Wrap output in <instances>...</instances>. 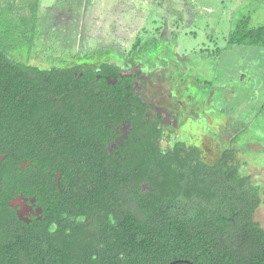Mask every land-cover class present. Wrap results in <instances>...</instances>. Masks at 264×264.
<instances>
[{"label": "trees", "instance_id": "16d2710c", "mask_svg": "<svg viewBox=\"0 0 264 264\" xmlns=\"http://www.w3.org/2000/svg\"><path fill=\"white\" fill-rule=\"evenodd\" d=\"M37 10L35 1L29 6L28 14L18 18L19 23L11 15V9L1 6L0 0V153L7 154L1 163L4 206L18 192L10 164L15 158L33 160L38 166L43 164L47 120L50 116L65 115L69 92L77 91L75 86L81 81L95 77L97 68L111 77L121 71L119 65L108 62L97 68L78 65L49 69L14 62L4 49L7 45L15 47L13 40L18 32L32 44L27 30L36 26ZM250 18L249 14L235 21L231 17L225 49L233 45L264 46V23L250 26ZM80 73L83 76L75 79ZM135 76L120 77L110 91L132 92L131 81ZM61 83L67 87L59 89ZM52 92L66 93L64 103L50 97ZM145 125L146 158L151 173L153 157L166 154H161L157 147L160 135L156 124L148 121ZM138 127L140 129V124ZM63 134L67 138L66 130ZM176 151L186 158L162 160L153 169L157 177L147 179L156 197L151 198L153 206L148 213L146 244L140 212L120 208L115 235L111 236L110 230H106L111 227H106L104 238L95 243H74L69 250L125 252L127 256H117L114 264H169L175 260H188L192 264H264V228L254 218L257 209L264 204L262 187L251 175L242 172L241 161L235 159L236 150L225 149L212 164L199 159L201 152L197 147L188 150L184 144H179ZM192 157L197 159L195 163ZM121 168L117 163L116 171ZM35 177L36 188L32 195L44 208V183L38 175ZM131 182L117 175V204H126L129 197H137L140 203L139 194L134 192L140 189ZM60 231L58 228L49 232L46 223L29 232H14L11 225H5L0 230V264H46L44 254L65 250ZM108 262L106 264H110Z\"/></svg>", "mask_w": 264, "mask_h": 264}, {"label": "rangeland", "instance_id": "374dc122", "mask_svg": "<svg viewBox=\"0 0 264 264\" xmlns=\"http://www.w3.org/2000/svg\"><path fill=\"white\" fill-rule=\"evenodd\" d=\"M35 1L37 24L27 30L32 44L18 32L15 47L4 49L12 60L42 68L115 63L137 74V92L155 97L158 106L170 105L166 95L174 94L196 118L189 134L164 132L162 146L182 138L200 147L207 164L235 149L242 172L261 185L264 198V46L225 49L231 17L249 14L250 26L263 24L264 0H233L232 7L224 1L230 19L216 32L217 49L196 18L209 15L208 6L217 15L218 0H196L198 7L193 0H1V6L18 21ZM254 218L264 228V204Z\"/></svg>", "mask_w": 264, "mask_h": 264}, {"label": "flooded vegetation", "instance_id": "af4514ba", "mask_svg": "<svg viewBox=\"0 0 264 264\" xmlns=\"http://www.w3.org/2000/svg\"><path fill=\"white\" fill-rule=\"evenodd\" d=\"M102 63L96 65L59 64L43 69L68 68L78 65L97 68ZM132 75H136L131 81L132 92L110 91L112 86L118 84L120 77H131ZM82 76L83 73H80L75 79H80ZM137 77V74L122 71L118 76L111 77L97 68L95 77L76 84L77 91L69 92L70 101L66 105L65 115L50 116L47 120L43 164L38 166L33 160L25 158L21 160L15 158L10 164L11 169L14 170L18 192L8 200L7 206H4L1 188L3 170L1 163L7 154L0 153V230L5 228V225H11L14 232H29L37 225L45 223L49 232L61 228V240H63L65 250L44 254L46 264H106L108 261L114 264L117 256L126 257L125 252L116 254L114 252L73 251V248L69 250L74 243H95L104 238L106 227H111V229L106 228L110 230L111 236L115 235V223L120 208L124 210L131 208L136 213L140 212L146 244L148 213L153 206L151 198L156 197L154 196L155 189L147 179L157 177L158 173L153 169H156V164L162 160L179 161V159L186 158L177 153L179 144H184L188 150L194 147L200 149L196 145H188L182 138H177L169 144L168 148L162 146L161 138L164 132L169 136H174L176 130L189 134L191 125L189 122L196 118L194 111L184 109L185 103L175 101L172 93L166 95V99L171 102L170 105L160 103L158 106L155 97L148 99L147 96L137 92L135 84ZM65 87H67L65 83L58 85L59 89ZM83 89L87 91L84 92ZM64 95L66 93H50V97H56L62 103H64ZM174 101L178 102L177 107L181 108L180 113L177 111L178 108H172ZM117 106L119 110L116 109ZM148 121L156 124L160 135L157 147L161 154H166L165 157L163 155L153 157L150 166L151 173H149L146 158L147 127L145 124ZM64 130L67 132V138L63 134ZM142 154L144 156L141 158ZM199 159L203 161L201 156ZM191 160L194 163L197 161L195 157ZM117 163L122 168H129L132 171H123L122 168L116 171ZM36 175L44 183V208L32 195L36 188ZM117 175L137 185L140 190L134 192L139 194V204L137 197L126 198V204L116 203ZM18 196L26 197L27 204L22 202L23 205L12 206L11 200ZM32 197L35 198L34 203L30 201ZM144 248L146 249L145 245ZM144 255H147L146 251Z\"/></svg>", "mask_w": 264, "mask_h": 264}, {"label": "crops", "instance_id": "0c3cea01", "mask_svg": "<svg viewBox=\"0 0 264 264\" xmlns=\"http://www.w3.org/2000/svg\"><path fill=\"white\" fill-rule=\"evenodd\" d=\"M217 1V0H216ZM224 1L225 0H218L217 1V10L218 13L217 15H214V8L212 6H208V10L210 11L209 15H207L206 17H197V27L200 26L203 31L205 32V34H207V38H209V44H213L216 49L217 47H220L221 45H219L218 43H216L215 41H217V37H216V32L219 29V26H221V24H226L227 21H229L230 19V15L228 12V8L224 7ZM220 2H221V6H220ZM231 7L233 6V0H229ZM192 4L195 5V7H198L199 5H201V3L197 2L196 0L192 1ZM221 23V24H220ZM227 27H225V30L222 31L223 33H227ZM222 34V33H221ZM226 34L223 35V37H225ZM211 36V37H210ZM227 36V35H226ZM215 40V41H213ZM223 42H226V40L224 39ZM220 43V42H219Z\"/></svg>", "mask_w": 264, "mask_h": 264}, {"label": "water", "instance_id": "95a60500", "mask_svg": "<svg viewBox=\"0 0 264 264\" xmlns=\"http://www.w3.org/2000/svg\"><path fill=\"white\" fill-rule=\"evenodd\" d=\"M24 200V201H21V200ZM30 201L32 202V203H34L35 202V198L34 197H32L31 199H30ZM26 203L27 204V198L26 197H16V198H13L12 200H11V202H10V204L12 205V206H15V207H17V205H23V203ZM180 262H186V263H191L190 261H188V260H175V261H172V262H170L169 264H176V263H180ZM192 264V263H191Z\"/></svg>", "mask_w": 264, "mask_h": 264}]
</instances>
